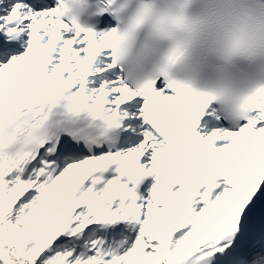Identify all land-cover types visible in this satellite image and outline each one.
Here are the masks:
<instances>
[{"label":"snow or ice","instance_id":"obj_1","mask_svg":"<svg viewBox=\"0 0 264 264\" xmlns=\"http://www.w3.org/2000/svg\"><path fill=\"white\" fill-rule=\"evenodd\" d=\"M54 5L0 14L26 36L0 63V264H264V102L200 138L206 96L105 76L111 30Z\"/></svg>","mask_w":264,"mask_h":264},{"label":"clouds","instance_id":"obj_2","mask_svg":"<svg viewBox=\"0 0 264 264\" xmlns=\"http://www.w3.org/2000/svg\"><path fill=\"white\" fill-rule=\"evenodd\" d=\"M96 11L116 21L107 29L109 55L134 70L133 87L162 80L206 96L219 116L247 121L264 102V0H98ZM93 0H55V15L70 28L85 19ZM118 129V124L113 130Z\"/></svg>","mask_w":264,"mask_h":264},{"label":"bare ground","instance_id":"obj_3","mask_svg":"<svg viewBox=\"0 0 264 264\" xmlns=\"http://www.w3.org/2000/svg\"><path fill=\"white\" fill-rule=\"evenodd\" d=\"M8 6H10V4H7V5H0V14H4V13H6V10H7V7ZM6 33V32H5ZM8 34V33H7ZM9 35V34H8ZM20 46H22V48H20V50L16 53L15 51L17 50H13V53H11V56H9V57H12V56H14V55H19L23 50H24V48L26 47V36L23 34V40H22V42H20ZM15 52V53H14ZM97 63H99V64H103V63H106L105 62V60L103 59V58H101V57H99V59H98V61H97ZM110 71V68H108V69H105V72H104V75L105 76H109V75H114L113 73H111V72H109ZM94 78L95 77H97L99 74H91ZM207 120H209V118H207ZM126 122H128L129 124H130V130H131V139L126 143V145L128 144V143H131V142H134V140H135V138H137L138 137V135H139V133L138 132H136L134 129H135V125H133L132 123H131V118H128L127 120H126ZM206 122V121H205ZM213 129H217V130H219V129H221V127L220 126H218V125H216V123H213V121H208V122H206V123H202L201 124V126L199 127V129H198V131H197V133H199L200 134V132H203V130H206L208 133H210ZM222 137H218V139L217 140H219V139H221Z\"/></svg>","mask_w":264,"mask_h":264},{"label":"rangeland","instance_id":"obj_4","mask_svg":"<svg viewBox=\"0 0 264 264\" xmlns=\"http://www.w3.org/2000/svg\"><path fill=\"white\" fill-rule=\"evenodd\" d=\"M204 135V136H207L209 133L207 132V131H204L203 133H201V135ZM227 137H222L221 139H219V140H215V145H217L218 146V144L219 143H223V142H227ZM93 234H99V235H103V236H105L104 234V232H100V233H97V232H94Z\"/></svg>","mask_w":264,"mask_h":264}]
</instances>
